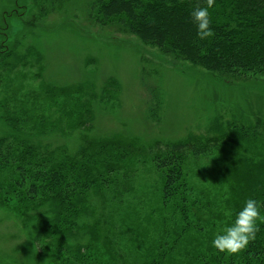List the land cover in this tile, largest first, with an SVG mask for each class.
<instances>
[{"label":"rangeland","instance_id":"rangeland-1","mask_svg":"<svg viewBox=\"0 0 264 264\" xmlns=\"http://www.w3.org/2000/svg\"><path fill=\"white\" fill-rule=\"evenodd\" d=\"M93 1L0 0V138L18 117L38 148L104 164L71 235L46 204H0V264H77L80 247L97 264H238L248 246L212 241L264 173V76L166 62L96 24ZM182 141L185 193L166 201L158 159Z\"/></svg>","mask_w":264,"mask_h":264},{"label":"trees","instance_id":"trees-1","mask_svg":"<svg viewBox=\"0 0 264 264\" xmlns=\"http://www.w3.org/2000/svg\"><path fill=\"white\" fill-rule=\"evenodd\" d=\"M197 6L205 7V0H94L91 12L96 24L135 36L166 62H186L230 81L264 76V0H215L209 9L214 35L205 40L197 37L191 17ZM10 119L15 132L0 138V204H9L12 198L35 207L46 204L54 217L52 226L54 220H60V229L71 235L73 228L79 226L82 208L88 204L89 193L98 184L104 164L92 155H58L38 148L25 134L26 123L18 117ZM100 144L108 148L109 158L114 156L109 153L111 149L118 153L122 146L118 140L110 139ZM187 147L186 141L170 143L165 147L167 152L159 156L158 166L166 179V201H177L185 193L183 164ZM107 162L108 170H114L111 160ZM261 175L248 188L244 203L233 211L234 220L249 198L257 201L264 216V173ZM257 225L256 239L238 264H264V223L258 220ZM96 233L93 230V235ZM76 256L77 264H97L82 247ZM227 262L221 264H236Z\"/></svg>","mask_w":264,"mask_h":264},{"label":"clouds","instance_id":"clouds-1","mask_svg":"<svg viewBox=\"0 0 264 264\" xmlns=\"http://www.w3.org/2000/svg\"><path fill=\"white\" fill-rule=\"evenodd\" d=\"M206 6H197L191 17L197 28V37L205 40L214 35L210 25L209 9L214 6L215 0H205ZM226 215H231L230 212ZM264 223V216H261L260 206L255 199L249 198L241 211L236 215L231 226L223 229V233H217L212 241L213 247L220 252L237 254L244 250L251 241L256 239L259 231L257 221Z\"/></svg>","mask_w":264,"mask_h":264}]
</instances>
